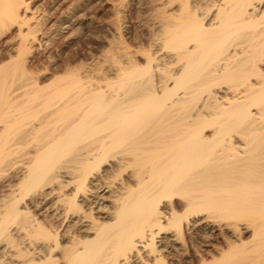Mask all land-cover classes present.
Returning a JSON list of instances; mask_svg holds the SVG:
<instances>
[{
    "label": "bare ground",
    "instance_id": "6f19581e",
    "mask_svg": "<svg viewBox=\"0 0 264 264\" xmlns=\"http://www.w3.org/2000/svg\"><path fill=\"white\" fill-rule=\"evenodd\" d=\"M154 1L147 48L47 82L0 0V264H264V0Z\"/></svg>",
    "mask_w": 264,
    "mask_h": 264
},
{
    "label": "rangeland",
    "instance_id": "374dc122",
    "mask_svg": "<svg viewBox=\"0 0 264 264\" xmlns=\"http://www.w3.org/2000/svg\"><path fill=\"white\" fill-rule=\"evenodd\" d=\"M157 8L158 3L154 0H30V11L35 12L36 10L35 20L38 21L39 18L36 27H39L40 30L36 29L37 33L35 32V34H38V39L43 36L41 39L44 45L38 47L43 49L38 50L37 48L34 50L36 54L32 52L30 55L29 61L31 59L33 61H31L32 63L28 62V64L31 66L29 67L30 70L34 72H30L28 69L27 75L34 76L37 72V75L39 73L40 76L43 71L42 74L45 72L46 75L45 81L48 78V82L54 79L56 75H66L68 74L66 72H71L72 69L76 71L79 67V72L88 69L87 71L91 76H106L107 65L113 60L121 59L122 53L125 52L124 49L127 52L130 47L132 50H134L132 47L135 49L148 47V40L153 36L151 33L153 32L152 26L158 19L156 18ZM32 14L33 12H30V16ZM33 16L35 15L33 14ZM45 42L49 46L46 44L45 47ZM122 42H124L123 50ZM125 45H128V48ZM121 50L124 52L121 53ZM132 50H128V52H132ZM13 51H11V55L15 56V51L14 54ZM69 67L70 70L68 71L67 68ZM222 227L218 228L217 226L215 228V234L210 240L214 245L219 244L222 240H232L230 233ZM224 234L227 236L223 237ZM248 235V233L244 234L246 239L244 237L243 239L247 240ZM219 240L221 241L219 242ZM197 248L202 247L197 245Z\"/></svg>",
    "mask_w": 264,
    "mask_h": 264
}]
</instances>
